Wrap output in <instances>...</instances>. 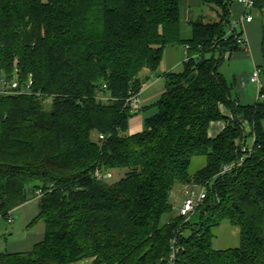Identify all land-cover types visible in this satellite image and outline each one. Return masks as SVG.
I'll use <instances>...</instances> for the list:
<instances>
[{
    "label": "trees",
    "instance_id": "obj_1",
    "mask_svg": "<svg viewBox=\"0 0 264 264\" xmlns=\"http://www.w3.org/2000/svg\"><path fill=\"white\" fill-rule=\"evenodd\" d=\"M202 2L217 18L190 21L183 38L180 0H0V87L27 89L0 96V216L38 198L29 227L45 230L0 264H171L173 255L174 264H264V99L242 105L220 71L226 54L245 49L243 29L228 35L236 0ZM175 44L189 45L183 69L165 73L158 111L130 133L139 111L125 99ZM225 120L210 137V124ZM244 124L254 135L245 152ZM196 157L204 164L191 173ZM178 184L207 186L197 225L178 210L163 222ZM225 221L239 245L215 249Z\"/></svg>",
    "mask_w": 264,
    "mask_h": 264
},
{
    "label": "rangeland",
    "instance_id": "obj_2",
    "mask_svg": "<svg viewBox=\"0 0 264 264\" xmlns=\"http://www.w3.org/2000/svg\"><path fill=\"white\" fill-rule=\"evenodd\" d=\"M180 6H181V13H182V22H181V32L183 38H189L191 36V27L189 22L192 20H195L199 16H207V18L216 19L217 14L215 12H212L210 8L203 4L202 0H180ZM241 9V5L236 2L233 4L232 7V17L235 16L236 13H238ZM173 50L170 51H179L181 53L180 55V61L176 63L177 65L173 67L172 62H175L176 60L173 58L172 54L166 53V55L163 56L162 61L156 70V72L151 74L150 80L144 85L142 92V104H140L139 113L134 115L133 122H138L140 127L142 126V129L145 127L144 123L145 120L156 114L158 111L157 102L160 100L163 94V89L165 88L166 84V78L165 73L169 70H174L176 72L181 71L183 69V62L186 60L187 54H186V46L184 44H175L171 46ZM237 53V52H236ZM240 56V55H238ZM253 67V60L250 57H236L235 53L233 54V58L229 60V56H225V60L223 61L220 70L224 72L228 83L231 85L233 82V78L235 75H238L240 73H249L252 70ZM172 68V69H171ZM253 72V70L251 71ZM154 74V75H153ZM159 75V78L161 79L158 84H155L153 86H150L155 81V76L157 77ZM150 88L148 89V87ZM236 91L232 90L233 95L235 96ZM246 94L253 98H257L258 96V86L256 84H248V86L245 88ZM102 95L103 99L108 100L110 98V95L108 94H100ZM144 97H148L147 102L143 101ZM136 124V123H135ZM264 124V123H263ZM130 126V125H129ZM139 127V128H140ZM133 130V129H132ZM136 130V129H134ZM246 133L249 134L246 145L248 147H252L254 143V135L251 133V130L249 127H246ZM130 131V128H129ZM204 164V158L203 157H196L193 159L191 166H190V172L194 173L196 172L202 165ZM126 172L125 168L117 169L114 171H111L110 173V180L115 181L119 178H121ZM182 186L179 184L175 186V188L171 191L170 195V201L173 205V212L170 214H166L163 217V222H165L171 215H178L177 209L181 207V204L183 203V200L187 197L188 189L192 190L195 195H199L201 191V186L198 185H192L188 188V185L183 187V190H181ZM203 208L195 211L190 216L189 224L190 226L197 225L201 222V216H202ZM15 218V221L13 223H9L8 219L4 218L3 216H0V254L2 253H9L16 250L26 252L25 248L28 247V245L32 242L34 235L38 233L39 231L44 230V224L42 222H39L35 224L33 227H29L26 225L25 221L22 218H17L16 213L12 215ZM38 227V228H36ZM240 241V234L239 229L237 226L231 224L228 221L223 222L217 229L214 231V237L212 239V245L215 249H225V248H231L239 245ZM88 261L81 262L79 264H87Z\"/></svg>",
    "mask_w": 264,
    "mask_h": 264
},
{
    "label": "crops",
    "instance_id": "obj_3",
    "mask_svg": "<svg viewBox=\"0 0 264 264\" xmlns=\"http://www.w3.org/2000/svg\"><path fill=\"white\" fill-rule=\"evenodd\" d=\"M242 11H243V8L241 6L240 11L238 13H236L235 16L232 17V19L236 20V19L240 18L242 15ZM248 12L250 15H252L253 19L250 22H246L244 24V26L242 27L244 34H245V37L248 41V47L243 49V50H240V51L232 52L231 54H226V56L227 55L229 56V60H231L233 58L234 53H235V58L236 57H243V55L245 57H250L253 60L252 70H254L256 67H259V66L263 65V63H264V57H263V52H262V41H263V37H264V7H254L252 9H250ZM171 48H172L171 46L166 47V49L164 51V55H166V53H168V52H170L168 54H172L173 58L176 60L175 62H172V63H174L173 67H175L177 65L176 63H178L180 61L181 53L178 50L177 51H170V50H173ZM238 55H240V56H238ZM169 71H171V70H169ZM251 71L249 73L243 72V73H240L238 75H235L233 78V82L231 83L232 90L236 91L235 92L236 95L234 96L232 93V96L234 99H237L242 105H252V104H255L257 101V98L252 99V97L250 95L248 96L245 92V88L248 86V84H256L257 85V83L249 81V78L252 74ZM222 74L225 76L224 72H222ZM154 78H155V81L150 86L161 83L160 82L161 79L159 78V75H157V77L155 76ZM225 78H226V76H225ZM261 78H262V83L264 85V77L261 76ZM243 79H246L248 81L247 84L244 86L242 85ZM226 80H227V78H226ZM227 82H228V80H227ZM150 86L148 87V89L150 88ZM164 90H165V88L162 91L164 92ZM141 95H142V92H140L141 104H142L143 102H142V96ZM147 100H148V97L143 98L144 102H147ZM222 112L224 113V115L226 117H232L230 110H228L227 108L222 107ZM133 118L134 117H132L130 119V124H129L130 125L129 126L130 133H136V132L142 131L143 130L142 126L140 127V125L138 124L139 121L133 122ZM226 124H227L226 120L225 121H213L210 124L209 136L212 138L216 137L225 128ZM244 126H245V129H246V127H249L247 124H244ZM134 129H136V130H134ZM180 186H182V185H180ZM183 187L184 186L181 187L182 188L181 190H183ZM14 213H16L17 218H22L25 221L26 225L29 226L39 214V199L34 198V199L20 205L16 209H14L13 212L10 214L11 217L13 218V221L9 222V223H13L15 221V218L12 216V215H14ZM36 228H38V227H36ZM44 238H45V230H42V231H39L38 233H36V235H34L33 240H31L32 242L28 245L27 248H25L26 249L25 251L26 252L31 251L33 249L34 245L37 244L38 242L42 241ZM23 251L24 250H22V251L16 250V251L9 252V253H23ZM85 261H88L87 264H93L92 259H86V260L80 261L79 263L85 262ZM79 263H77V264H79Z\"/></svg>",
    "mask_w": 264,
    "mask_h": 264
},
{
    "label": "built area",
    "instance_id": "obj_4",
    "mask_svg": "<svg viewBox=\"0 0 264 264\" xmlns=\"http://www.w3.org/2000/svg\"><path fill=\"white\" fill-rule=\"evenodd\" d=\"M237 1L243 8L242 15L240 18L231 21V24L229 25V28H228V35L235 34L236 31H239L240 29H242V27L244 26V24L246 22H250L253 19L252 15H250L248 11L255 7L256 0H237ZM238 42L242 45V47H244V48L248 47V41H247L244 33L240 37H238ZM188 51H189V45H186V54H187L186 59L189 57ZM249 81L257 83V86H258L257 99L263 100L264 99V92H263L264 91V85L262 83L261 68L260 67H256L253 70V72L249 78ZM247 82L248 81L246 79H243L242 85L243 86L246 85ZM26 90L27 89H24V88L20 89L19 88V83L17 80H12L10 82V84H8V85H7L6 81H3V85L0 87V96L1 95L20 94V93H24ZM100 98L103 99L102 95L100 96ZM125 101H126V106L130 109L131 113H136L139 111L140 104H141L140 93L130 94V96L125 99ZM104 138H105V136L101 134L100 139H104ZM240 146L242 147V151H244V152L251 150V148L246 145L245 141L240 142ZM244 160L245 159L242 157L239 160V162L237 163V165H241L244 162ZM231 167H233V165H226L224 167V171H227ZM96 177L98 179L102 178V173L99 170L96 171ZM206 195H207V186L206 185L201 186V191H200L198 196L195 195L192 190L188 189L187 197L183 200L181 207L179 209H177L179 215H182V216H185L186 218H189L195 212L198 205L200 203H202L203 200L206 198ZM8 221L9 222L13 221V218L11 217V215H9ZM175 258H176L175 255H173L172 259H171V264H174Z\"/></svg>",
    "mask_w": 264,
    "mask_h": 264
},
{
    "label": "water",
    "instance_id": "obj_5",
    "mask_svg": "<svg viewBox=\"0 0 264 264\" xmlns=\"http://www.w3.org/2000/svg\"><path fill=\"white\" fill-rule=\"evenodd\" d=\"M108 175H106V177H107Z\"/></svg>",
    "mask_w": 264,
    "mask_h": 264
}]
</instances>
